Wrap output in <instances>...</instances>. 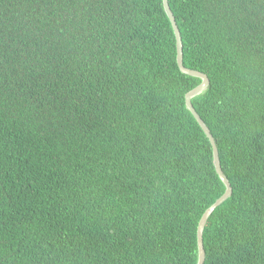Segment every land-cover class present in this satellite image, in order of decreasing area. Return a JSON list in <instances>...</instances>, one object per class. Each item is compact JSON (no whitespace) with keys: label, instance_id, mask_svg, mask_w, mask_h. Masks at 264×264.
<instances>
[{"label":"trees","instance_id":"1","mask_svg":"<svg viewBox=\"0 0 264 264\" xmlns=\"http://www.w3.org/2000/svg\"><path fill=\"white\" fill-rule=\"evenodd\" d=\"M168 5L203 264H264V0ZM199 82L162 0H0V264H196Z\"/></svg>","mask_w":264,"mask_h":264},{"label":"water","instance_id":"2","mask_svg":"<svg viewBox=\"0 0 264 264\" xmlns=\"http://www.w3.org/2000/svg\"><path fill=\"white\" fill-rule=\"evenodd\" d=\"M162 6H163V9H164L166 16L169 19V22L171 24L173 34L175 37L176 63H177L179 70L182 73H185V74L193 76V77H198L200 79V82L195 87H193L192 89H190L189 91H187L185 93V96H184L185 105H186V108L193 115V117L195 118V120L197 121V123L199 124V126L201 127V129L203 130L204 134L206 135V137L208 138V140L210 142V145L212 148V157H213V164H214L215 171L225 186L223 193L209 207H207L204 210V212L202 213V215L198 221V224H197V229H196L197 261H196V264H203L204 257H205V252H204V248H203V241H202L203 228L205 226V223H206L208 217L211 215V213L214 211V209L230 196L232 188L230 186V183H229L226 175L223 173V171L221 169L220 161H219V157H218V149H217L215 140H214L212 134L210 133V130L208 129V127L206 126L204 121L200 118L198 113L195 111V109L191 103V98L193 96L200 94L201 92H203L207 88V86L209 84V79L206 76V74H204L200 71L194 70V69L187 68L183 65V62H182V56H183L182 41H181L180 31L178 29V26L175 22L174 16H173V14L170 10V7L168 5V0H162Z\"/></svg>","mask_w":264,"mask_h":264}]
</instances>
